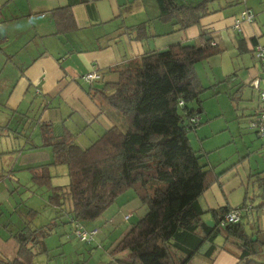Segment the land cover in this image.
I'll return each instance as SVG.
<instances>
[{"label": "crops", "instance_id": "obj_1", "mask_svg": "<svg viewBox=\"0 0 264 264\" xmlns=\"http://www.w3.org/2000/svg\"><path fill=\"white\" fill-rule=\"evenodd\" d=\"M207 6L208 12L201 16L198 24L177 30L172 23L158 20L155 0H0V126L15 125L16 131L33 126L28 141L32 145L41 144L42 124L50 125L56 136L71 134L75 141L79 130L93 139L112 125L90 98L94 89L103 88V81L116 80L117 70L138 60L145 52L165 49L176 43L201 45L205 38H210L220 51L195 64L202 83L199 71L204 77L211 78L204 86L212 89L209 95H201L199 113L205 116L199 115L201 123L196 128L203 119L229 126L230 132L234 130L231 138L237 133L242 138L244 152L241 159L247 158L249 165L246 175L238 161L219 168V163L212 164L207 160L211 182L200 202L203 208L209 209L207 211L226 205H243L248 207L245 213L252 219L254 207L257 212L264 211V197L261 196L262 200L253 206L247 196L251 177L264 181L261 177L264 175V140L250 127L259 105L257 94L264 88V63L255 60L251 51L255 43L264 45V0H207ZM63 7H67L70 14L60 24L57 18L61 15L54 10ZM243 11L250 12L252 20L241 21L237 29L233 26L234 20L239 19ZM93 71L100 74V79L85 81L83 75ZM227 76L225 82L212 88ZM223 95L228 109L218 106L212 111V99L218 102ZM210 96L212 99L204 105ZM200 131L199 128L197 133ZM22 134L30 138L25 131ZM250 134L257 138L256 146L252 139L248 143L245 141L244 137ZM8 138L0 139V173L8 171V181L6 178L0 181L10 186L15 182L20 184V178H16L18 173L28 170L27 167L51 162L48 147L19 150V146L7 144ZM193 149L205 152L204 156L209 151L201 146ZM254 153L260 155V168L258 162L255 166L250 163V155ZM50 167L47 168L49 173ZM67 182L66 171L64 183ZM59 183L52 185H62ZM207 213L210 219L206 220H211V214ZM257 223V228L248 233L253 234L254 241L264 242V216L258 217ZM79 224L87 229L81 221ZM110 230L108 224L102 231L98 229L97 234L102 239L93 240L95 248L91 251L85 249L94 263L84 264H120L119 260L129 259L127 250L111 254L124 232L112 233ZM109 240L111 246L104 250L101 242ZM0 246L15 255L18 244L10 238ZM260 260H264V256ZM237 262L234 254L222 249L211 264Z\"/></svg>", "mask_w": 264, "mask_h": 264}, {"label": "trees", "instance_id": "obj_2", "mask_svg": "<svg viewBox=\"0 0 264 264\" xmlns=\"http://www.w3.org/2000/svg\"><path fill=\"white\" fill-rule=\"evenodd\" d=\"M155 1L158 20L172 23L177 30L198 24L208 12L207 0ZM54 12L61 15L57 18L60 24L70 14L67 7ZM256 45L251 49L253 57L264 63L256 56ZM219 51L205 38L201 45L176 43L145 52L117 70L116 80L104 81L103 88L91 94L112 125L97 134L88 147L79 146L71 134L56 136L50 125L42 124L41 144L32 145L28 138V144L20 148L50 149V163L27 169L33 184L52 190L49 203L58 207L57 213L67 216L68 223L95 219L128 189L146 204L143 216L126 229L111 250V254L128 251L129 259L119 260L120 264H211L222 249L234 254L237 264H264L260 260L264 242L254 241L241 220L245 206L226 205L207 211L200 202L211 182V169L187 136L201 123L198 110L206 89L195 64ZM227 79L223 77L212 88ZM257 98L259 101L258 94ZM230 99L235 101L233 95ZM7 128L0 126V134ZM52 165L66 167V184L52 185L47 170ZM66 200L68 210L63 207ZM236 208L242 209L240 221L222 225L219 219L223 214ZM207 212L211 225L206 223L210 219ZM93 228L96 233L83 242L95 239L98 228ZM20 232L14 235L18 244L15 255L7 258L0 254V264H31L36 247L47 250L43 228L30 230L26 226ZM218 238L221 243H217Z\"/></svg>", "mask_w": 264, "mask_h": 264}, {"label": "rangeland", "instance_id": "obj_3", "mask_svg": "<svg viewBox=\"0 0 264 264\" xmlns=\"http://www.w3.org/2000/svg\"><path fill=\"white\" fill-rule=\"evenodd\" d=\"M199 74L202 78L203 85L211 80L208 76L204 77L201 71H199ZM211 91L212 89L210 88L205 89L202 92V96L209 95V92ZM210 98L211 97L205 99L203 104L205 105L207 101H210L212 99ZM212 101V111H215V108L218 106H222L223 108L226 107L227 109L229 107L224 99V95L218 99V102L215 98H213ZM108 108L109 107L106 106L107 110H109ZM200 115L202 118L205 116L204 113H201ZM14 126L15 125H12L7 128L4 133L0 134V139L9 136L10 138L6 139L7 144H13L12 146L16 147L19 146L18 149L20 150V148H24L28 144L26 143L27 138L22 133L25 131L31 139L33 126L26 130L19 128V131L13 129ZM199 128L201 131L198 134L197 130ZM221 128L224 129L217 132ZM229 130V126L227 127L225 124L223 125L220 121L208 123L203 119L202 124L196 128V131H189L187 136L193 148L201 146V148L203 147L205 150H209L207 152L208 154L206 156L203 155L202 158L207 163V160L212 164L219 163L218 167L222 168L238 161V164L244 169V173L247 175L249 161L247 158L241 159L242 153L244 152V146L241 143L242 138L238 133L231 138V135L234 134V130L232 132ZM89 131L91 132L92 129L90 128ZM78 132L79 136L76 137L75 142L82 148L88 147L96 138L94 133L92 139L89 135L86 134L85 136L79 130ZM200 138L203 139L200 140ZM244 139L247 143L252 139V143L256 146L257 138L254 134L245 136ZM79 142H81V144ZM236 146H238V148H236ZM13 153H15V151ZM204 153L205 152L199 151V154ZM15 155L17 156V154ZM250 156H252L249 159L251 165L255 166V162H258V168H260V155L254 153ZM262 165H264V163H262ZM7 172L8 171H4L3 173H0L2 175L1 179H7ZM50 173L52 175L51 179L53 184H58V182L62 185L65 184V166H51ZM18 174L20 175L16 178H20V184L15 182L10 186L7 182L4 183L3 181H0V244L6 242V240H9L10 238H14V235L21 233V229L26 226L30 230L43 228L46 232L44 241L47 250L42 252L36 247L34 250L36 253L33 255L31 264H71L78 262V260L80 261V264L90 261L91 263H94L86 250L91 251L95 248L94 241L96 239H98V241L102 239L99 234L95 235L94 241L89 245L86 244V242L80 241V239L74 235V223H68L67 216L61 215V212L57 213L56 209H58V207L50 205L48 199L52 190L33 186L31 184L33 181L31 180V173L29 170L22 171ZM261 177H264V175H261ZM250 179L254 184L251 182L248 184L249 188L247 190V196L250 198V203L253 206H256L262 200L261 194H264V181H262V179H257L256 176H253ZM63 207L68 210V200H66ZM146 210V204L141 203L132 189H128L118 194L116 199L98 217L92 220L82 221L81 223L87 228V230L96 227L99 229V232L108 224L111 229L110 232H118L122 234L126 228L143 216ZM125 216L128 218L125 219ZM262 216H264V211L257 212L255 207L252 211V219L248 213L243 215L242 221L245 223L244 226L246 230L250 231L256 229L258 226V217L262 219ZM111 241L115 242L113 238H111ZM221 241V238L217 239V243H221ZM101 243H103L104 250H108L111 246L110 240L102 241ZM102 250L103 249H101V251ZM0 254L7 258H12L13 256L9 251H5L2 246H0ZM96 255L100 257L98 253Z\"/></svg>", "mask_w": 264, "mask_h": 264}, {"label": "built area", "instance_id": "obj_4", "mask_svg": "<svg viewBox=\"0 0 264 264\" xmlns=\"http://www.w3.org/2000/svg\"><path fill=\"white\" fill-rule=\"evenodd\" d=\"M251 21L252 15L248 11H243L239 17V19L234 20L233 26L237 29H239L240 22L241 21ZM256 50V56H258L261 60H264V45L257 44L255 46ZM100 74L97 72H87L83 75V79L88 82H92L95 79H99ZM255 81L254 83H256ZM259 96V109L257 114L254 118L250 121V127L255 130V132L264 140V88H261V90L258 92ZM248 207L245 206L244 210H246ZM242 215V209L236 208L232 211H228L219 219L220 223L223 224H229V223H236L239 222ZM128 217L125 216V219ZM74 234L77 236L80 241H89L91 240L92 236L96 233L95 228H91L89 230L82 228L78 223H75V230Z\"/></svg>", "mask_w": 264, "mask_h": 264}, {"label": "water", "instance_id": "obj_5", "mask_svg": "<svg viewBox=\"0 0 264 264\" xmlns=\"http://www.w3.org/2000/svg\"><path fill=\"white\" fill-rule=\"evenodd\" d=\"M199 112H200V110H198V113H199ZM206 223H207L208 225H211V224H212V221H211V220H207ZM19 235H21V233H19Z\"/></svg>", "mask_w": 264, "mask_h": 264}, {"label": "clouds", "instance_id": "obj_6", "mask_svg": "<svg viewBox=\"0 0 264 264\" xmlns=\"http://www.w3.org/2000/svg\"><path fill=\"white\" fill-rule=\"evenodd\" d=\"M196 128V127H195ZM258 135V134H257ZM75 235V234H74Z\"/></svg>", "mask_w": 264, "mask_h": 264}]
</instances>
